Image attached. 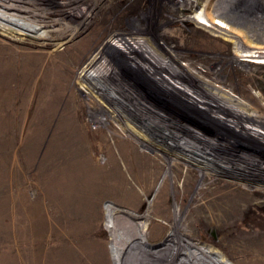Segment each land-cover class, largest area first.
<instances>
[{"label": "rangeland", "instance_id": "374dc122", "mask_svg": "<svg viewBox=\"0 0 264 264\" xmlns=\"http://www.w3.org/2000/svg\"><path fill=\"white\" fill-rule=\"evenodd\" d=\"M27 1L11 17H23L28 23L21 24L37 33L0 29V264H115L107 203L150 212L151 248L166 240L180 209L188 213L192 237L217 246L225 261L264 264V186L204 176L202 167L184 159L171 166L173 154L144 143L127 125L138 124L135 115L120 106V115L111 113L103 96L83 91L80 77L113 31L145 30L159 46H174L193 69L217 73L247 105L264 107L258 101L260 93L264 98V63L242 61L231 41L194 20H178L199 7L197 0L182 9L177 0ZM225 1L218 7L224 12L228 6L226 21L264 18V0ZM82 13L89 16L78 27ZM111 41L118 50L108 49L120 57L134 91L185 128L218 140L216 150L224 156L251 158L238 160L257 172L264 165V140L251 127L249 133L229 129L217 121L223 118L169 99L175 93L153 89L151 78L131 61L139 60Z\"/></svg>", "mask_w": 264, "mask_h": 264}, {"label": "bare ground", "instance_id": "6f19581e", "mask_svg": "<svg viewBox=\"0 0 264 264\" xmlns=\"http://www.w3.org/2000/svg\"><path fill=\"white\" fill-rule=\"evenodd\" d=\"M76 1L80 0H69L70 3ZM191 1L193 0H177V9L184 8ZM197 1H199V7L192 14L182 16L178 20L183 22L194 20L199 27L213 35L231 41L235 45L233 46L234 53L240 57V60L264 63V18L254 16L245 23L238 19L233 20L232 23L222 18L224 12L219 11V4L225 3V0ZM24 3H28V1L0 0V29L21 34L28 31L37 33L24 25L28 22L26 19L21 21L23 17H11L12 15L19 16V14L10 11L21 7L25 9ZM85 16V13L76 16L79 19L78 27L86 22L85 19L89 15L86 18ZM37 25L40 26V24ZM48 31L51 30L39 32V35L48 34ZM111 40L120 42L128 53L139 60L134 61L129 58L138 65V69L143 72L145 77L151 78L154 84L153 89L161 91L163 95L173 91L176 97L174 95L167 96L170 97L169 99L174 97L178 102L189 104L194 108L199 107L215 117L223 118V120L218 119L217 121L227 125L226 127L229 129L239 131L238 129L241 128L245 130L243 132L249 133L248 127H251V130L264 140V115L261 113V109L264 107L262 105L260 107L253 104L247 105L234 92L233 86L224 84L223 78L218 77L217 73L199 67H194L195 71L193 66L182 59V54L173 52L177 51L174 46H159L158 39L152 37L145 30L113 31L106 44L85 63L82 76H80L84 81L82 82L83 91L94 97L102 98L103 96L111 113L118 116L123 110L135 115L139 120L138 124H133L130 121L127 125L131 128L134 127L138 133L143 135L141 137L144 143L154 145L163 153L173 154L174 157L169 158L171 166L175 167L179 161L184 159L202 167L204 176L210 174L224 176L252 186V188L264 186V165L260 164L257 172L249 166L247 169L240 163L238 159H247L242 154H239L238 158L224 156L216 150L218 140H212V137L203 135L188 126L185 128L184 123L165 114L163 108H161L163 111H159L156 103H152L146 94V98H144L145 96L142 97L140 91H134V85L132 83H130L132 87L128 85L120 70L121 64L118 63L120 57L113 52L110 53L108 49L115 47ZM114 49L118 50L116 47ZM242 65L247 66L243 63ZM148 73L150 77L147 76ZM223 84L225 88L222 87ZM258 96V101H264L262 93ZM252 111L259 114H254L255 112ZM217 113L218 115H216ZM93 116L95 119L105 121V118L99 117V115ZM127 120L129 121V119ZM147 131L154 132L155 136H148ZM153 140L165 145L159 146ZM176 148L180 152L174 150ZM256 180L262 181L261 184ZM105 210L106 224L111 236V253L115 264H127V261L129 264H230L225 261L226 255L221 253L217 246H207L201 240L192 237L193 232L190 229V223L187 222V212L177 210L168 224L170 230L166 240L157 247L151 248L147 245L149 243L147 232L150 228L149 222L146 220L150 213L148 210L145 213H137L120 208L115 203H107Z\"/></svg>", "mask_w": 264, "mask_h": 264}, {"label": "built area", "instance_id": "2783aa9c", "mask_svg": "<svg viewBox=\"0 0 264 264\" xmlns=\"http://www.w3.org/2000/svg\"><path fill=\"white\" fill-rule=\"evenodd\" d=\"M224 5H228V3H226V4H224ZM226 11H227V13H228V15H229L228 6H226V10L224 11V13H225L224 15H225V16H227Z\"/></svg>", "mask_w": 264, "mask_h": 264}]
</instances>
